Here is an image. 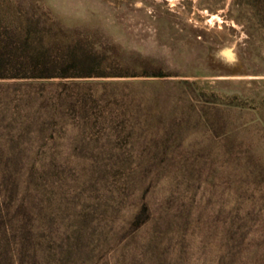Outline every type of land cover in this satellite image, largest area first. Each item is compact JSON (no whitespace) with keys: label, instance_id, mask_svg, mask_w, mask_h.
<instances>
[{"label":"rangeland","instance_id":"rangeland-1","mask_svg":"<svg viewBox=\"0 0 264 264\" xmlns=\"http://www.w3.org/2000/svg\"><path fill=\"white\" fill-rule=\"evenodd\" d=\"M245 3L0 0L15 65L42 35L57 65L104 57L0 78L1 264H264V13Z\"/></svg>","mask_w":264,"mask_h":264},{"label":"trees","instance_id":"trees-1","mask_svg":"<svg viewBox=\"0 0 264 264\" xmlns=\"http://www.w3.org/2000/svg\"><path fill=\"white\" fill-rule=\"evenodd\" d=\"M250 2L254 1L258 10H262L264 13V0H249ZM238 3L239 7L243 8L246 6L245 0H235ZM37 21L27 22L26 28L24 30V42L28 44L37 38L38 29ZM44 36H40L39 40L40 45L29 46L32 48L26 61L20 62L17 64L18 55L14 52L13 49H10L9 46H0V78L7 77H36V78H47L54 76L68 77L76 76L74 73H71L70 70L74 68V64L78 62L80 66L89 68L84 74L85 76H95L91 70L99 68L102 64L104 57L101 55H96L92 53L88 48L79 46L75 44L74 47H70V57L71 61L67 64L57 65V62L51 59L50 49L46 45L42 44ZM96 63V64H95ZM97 67H94L96 66ZM61 68L60 72L57 70ZM140 68H142V76L146 77H164L167 74H164L162 71L151 69L152 66L148 62L141 63ZM58 72V73H56ZM132 76H135L132 75ZM16 184L12 181V186L8 185V182L0 179V211L1 208H9L10 205L14 202V195L17 192ZM149 207L146 204H143L141 209L133 217V225L138 227L142 225L149 219L148 213ZM2 217V215H0ZM18 232L17 229L11 230L5 224V221L0 223V241L2 243H10L11 237H15ZM22 260V259H21ZM1 264V263H0Z\"/></svg>","mask_w":264,"mask_h":264},{"label":"bare ground","instance_id":"bare-ground-1","mask_svg":"<svg viewBox=\"0 0 264 264\" xmlns=\"http://www.w3.org/2000/svg\"><path fill=\"white\" fill-rule=\"evenodd\" d=\"M227 53H229V52H227Z\"/></svg>","mask_w":264,"mask_h":264}]
</instances>
